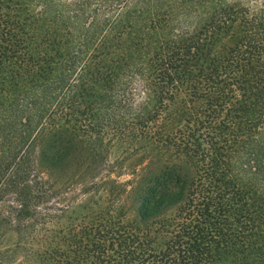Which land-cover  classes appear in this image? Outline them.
<instances>
[{
    "label": "trees",
    "instance_id": "obj_1",
    "mask_svg": "<svg viewBox=\"0 0 264 264\" xmlns=\"http://www.w3.org/2000/svg\"><path fill=\"white\" fill-rule=\"evenodd\" d=\"M0 264H264V0H0Z\"/></svg>",
    "mask_w": 264,
    "mask_h": 264
},
{
    "label": "rangeland",
    "instance_id": "obj_2",
    "mask_svg": "<svg viewBox=\"0 0 264 264\" xmlns=\"http://www.w3.org/2000/svg\"><path fill=\"white\" fill-rule=\"evenodd\" d=\"M232 1H237V2H241V3H248L249 6L255 7V6H258L260 4V2L263 0H232Z\"/></svg>",
    "mask_w": 264,
    "mask_h": 264
}]
</instances>
